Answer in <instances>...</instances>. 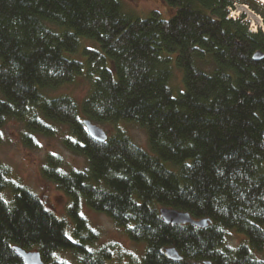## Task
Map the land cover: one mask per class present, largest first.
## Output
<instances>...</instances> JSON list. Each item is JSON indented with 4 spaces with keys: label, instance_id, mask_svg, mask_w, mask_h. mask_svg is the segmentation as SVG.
Returning <instances> with one entry per match:
<instances>
[{
    "label": "trees",
    "instance_id": "obj_1",
    "mask_svg": "<svg viewBox=\"0 0 264 264\" xmlns=\"http://www.w3.org/2000/svg\"><path fill=\"white\" fill-rule=\"evenodd\" d=\"M161 1L170 16L138 17L121 0H0V129L17 121L24 145L57 138L84 160L81 170L56 154L42 160V177L68 199L64 219L0 164V264H24L14 246L43 264H67L63 253L76 264H264V32L228 17L233 0ZM238 1L264 26L263 5ZM78 78L88 84L80 98L50 93ZM85 120L132 123L147 149L118 127L94 141ZM81 206L141 254L115 262L111 246L93 247ZM161 207L208 224H167ZM229 231L244 240L230 247Z\"/></svg>",
    "mask_w": 264,
    "mask_h": 264
},
{
    "label": "rangeland",
    "instance_id": "obj_2",
    "mask_svg": "<svg viewBox=\"0 0 264 264\" xmlns=\"http://www.w3.org/2000/svg\"><path fill=\"white\" fill-rule=\"evenodd\" d=\"M262 4L258 0H254ZM123 9L138 17H146L150 10H157L162 17H168L172 10L161 0H121ZM243 3L233 0L231 6L233 12H239L245 16L246 21L253 20V16L244 11ZM242 17V18H243ZM249 20V21H250ZM242 21H245L244 18ZM86 46H93L92 42L84 41ZM94 47L99 49L98 44ZM65 57L70 59L84 60L81 53L69 54ZM173 89L181 87L180 73L173 71L171 79ZM88 84L81 78L74 83L64 86L56 91L50 92L53 95L68 93L75 98H80L86 91ZM176 93V91H173ZM105 132L111 133L116 127L125 130L131 139L141 148L147 149L146 135L138 126L129 122H118L115 125H99ZM22 125L17 121H9L0 129V164L8 169L9 178L28 188L36 194L45 208L54 213L59 218H66V208L68 206L67 197L58 190L55 185L44 179L40 172V167L44 156L48 153L60 156L64 163V168L68 170H81L84 168V160L66 151L57 138L35 136L33 146H26L21 141ZM81 214L86 218L89 228L97 233V238L93 247L109 245L112 247L113 260H125L126 254L139 256L143 245L135 244L127 239L123 232L117 228L112 221L105 215L96 213L85 206H81ZM244 240L243 235L234 231H229L226 243L230 247H235ZM261 256V255H259ZM60 259L67 264H76L69 254L63 253Z\"/></svg>",
    "mask_w": 264,
    "mask_h": 264
},
{
    "label": "water",
    "instance_id": "obj_3",
    "mask_svg": "<svg viewBox=\"0 0 264 264\" xmlns=\"http://www.w3.org/2000/svg\"><path fill=\"white\" fill-rule=\"evenodd\" d=\"M252 58L253 60H260L262 58L261 52H255ZM83 125L88 136L94 141L103 142L106 139V133L100 126L93 124L88 120L83 121ZM158 213L165 223L171 225L190 224L199 228H203L208 224L207 219H194L187 212L178 211L176 209L161 207L159 208ZM13 249L20 256L24 264H43L39 252L25 251L17 246H14ZM164 255L171 260H181V257L176 252V250L171 247L164 250ZM203 264H210V262L205 261Z\"/></svg>",
    "mask_w": 264,
    "mask_h": 264
},
{
    "label": "built area",
    "instance_id": "obj_4",
    "mask_svg": "<svg viewBox=\"0 0 264 264\" xmlns=\"http://www.w3.org/2000/svg\"><path fill=\"white\" fill-rule=\"evenodd\" d=\"M243 6V9L244 11L250 13L252 16H253V20L249 19L248 21H246V17L244 16V20L245 22H247V25H248V30L250 32H257L258 29L262 30V32H264V26H263V23H262V18L259 14H257L256 12H254L248 5L246 4H242ZM232 7H228L227 10H228V17L231 18V19H237L239 18L240 14L239 12H233Z\"/></svg>",
    "mask_w": 264,
    "mask_h": 264
},
{
    "label": "bare ground",
    "instance_id": "obj_5",
    "mask_svg": "<svg viewBox=\"0 0 264 264\" xmlns=\"http://www.w3.org/2000/svg\"><path fill=\"white\" fill-rule=\"evenodd\" d=\"M259 2H261L262 4H264V0H258Z\"/></svg>",
    "mask_w": 264,
    "mask_h": 264
},
{
    "label": "clouds",
    "instance_id": "obj_6",
    "mask_svg": "<svg viewBox=\"0 0 264 264\" xmlns=\"http://www.w3.org/2000/svg\"><path fill=\"white\" fill-rule=\"evenodd\" d=\"M241 14H242V13H241ZM241 14H240V15H241Z\"/></svg>",
    "mask_w": 264,
    "mask_h": 264
}]
</instances>
